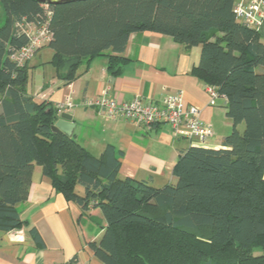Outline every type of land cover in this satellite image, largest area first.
I'll use <instances>...</instances> for the list:
<instances>
[{"label":"trees","instance_id":"1","mask_svg":"<svg viewBox=\"0 0 264 264\" xmlns=\"http://www.w3.org/2000/svg\"><path fill=\"white\" fill-rule=\"evenodd\" d=\"M234 1L0 0V231L27 226L17 205L27 201L38 165L82 213L99 210L101 234L87 246L103 264H264V43L235 19ZM47 11L49 64L65 83L99 56L118 73L135 33L199 46L192 73L225 98L232 122L223 148L186 149L173 167L174 182L155 188L118 176L121 152L114 146L96 157L72 136L53 133L57 108L33 101L27 63L20 68L9 58L27 43L15 25L43 23ZM29 233L41 246L37 231Z\"/></svg>","mask_w":264,"mask_h":264},{"label":"crops","instance_id":"2","mask_svg":"<svg viewBox=\"0 0 264 264\" xmlns=\"http://www.w3.org/2000/svg\"><path fill=\"white\" fill-rule=\"evenodd\" d=\"M258 33L264 43V22ZM51 57L52 51L44 46L28 62V77L29 73L39 75L33 85L28 79V95L34 102H46L52 107L71 96L74 106L65 113L72 116L75 125L72 137L96 157L107 145L120 151L121 179L145 181L155 188L173 183L172 171L179 155L194 146L174 138L167 124L146 128L121 116L110 117L103 108L85 105L86 101L98 100L104 92L117 103L139 97L156 104L164 96L182 91L184 103L199 107L201 120L211 126L212 136L202 148H223L222 142L232 130L226 100L219 99L211 105L205 85L192 73L199 63V46L187 48L152 32L135 33L122 54L125 61L118 73L108 69L107 56H99L80 67L77 78L70 83L59 79L49 64ZM238 130H242L241 124ZM75 191L79 196L84 193L80 186ZM17 209L27 226L0 231V264H67L72 260L74 264H103L87 246L101 234L99 210L89 208L82 213L75 203L66 201L52 188L38 165L33 167L27 201ZM31 227L37 231L41 246L30 236Z\"/></svg>","mask_w":264,"mask_h":264},{"label":"built area","instance_id":"3","mask_svg":"<svg viewBox=\"0 0 264 264\" xmlns=\"http://www.w3.org/2000/svg\"><path fill=\"white\" fill-rule=\"evenodd\" d=\"M47 8V5H45ZM235 19L244 26L259 31L264 22V0H235L233 4ZM47 20L43 23H18L16 28L27 36V43L20 49L10 54V60L17 66L23 67L37 52L51 39L48 29V20L51 12L46 13ZM210 97V104H215L219 99H225L214 87L204 86ZM87 106L103 108L110 117L121 116L126 121L146 128L158 124H167L174 138L184 139L194 147H204L212 136L211 126L201 120V109L194 105H186L183 101V92L177 91L166 95L159 103L144 102L137 97L130 102L117 103L107 98L104 92L102 97L91 102L86 101ZM74 106L71 96L57 105L58 114L68 111Z\"/></svg>","mask_w":264,"mask_h":264},{"label":"water","instance_id":"4","mask_svg":"<svg viewBox=\"0 0 264 264\" xmlns=\"http://www.w3.org/2000/svg\"><path fill=\"white\" fill-rule=\"evenodd\" d=\"M40 4L47 5H59L74 0H36ZM72 121V116L68 113L61 112L57 115V120L51 126V131L56 134H64L68 137L72 136L73 129L75 127Z\"/></svg>","mask_w":264,"mask_h":264},{"label":"rangeland","instance_id":"5","mask_svg":"<svg viewBox=\"0 0 264 264\" xmlns=\"http://www.w3.org/2000/svg\"><path fill=\"white\" fill-rule=\"evenodd\" d=\"M4 21H5V13H4V11H3V8L1 7V5H0V26H2L3 24H4ZM46 46V45H45ZM44 47V46H43ZM28 64V63H27ZM38 74H36V75H34V76H31V73H29V83H31L32 85L35 83L34 82V79L36 80V81H38ZM30 79H32L31 81H30ZM254 254L255 255H257V254H260V250L259 249H257V250H255L254 251Z\"/></svg>","mask_w":264,"mask_h":264}]
</instances>
